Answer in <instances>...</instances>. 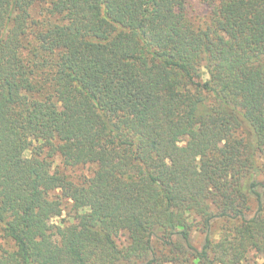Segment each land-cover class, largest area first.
<instances>
[{"label": "trees", "instance_id": "trees-1", "mask_svg": "<svg viewBox=\"0 0 264 264\" xmlns=\"http://www.w3.org/2000/svg\"><path fill=\"white\" fill-rule=\"evenodd\" d=\"M0 239V264H264V0H0Z\"/></svg>", "mask_w": 264, "mask_h": 264}, {"label": "rangeland", "instance_id": "rangeland-1", "mask_svg": "<svg viewBox=\"0 0 264 264\" xmlns=\"http://www.w3.org/2000/svg\"><path fill=\"white\" fill-rule=\"evenodd\" d=\"M202 11V7H201V4L197 3V2H194L191 4V12L193 15L195 16H200V12ZM91 173V170L89 168H84V169H78L74 172H72L71 174V177L72 179L76 180L78 179L79 177H81L82 175H90ZM75 216V213L73 212L72 210V204L71 203H67L64 207V211H63V214L61 217L59 218H56L53 220V222L55 224H70V223H73V217ZM200 232H196L195 233V236H194V239L195 240H198V247L201 246L202 244V241H200ZM0 243L4 245V247H7V244L4 243V241L2 239H0ZM250 264H254V263H250Z\"/></svg>", "mask_w": 264, "mask_h": 264}]
</instances>
